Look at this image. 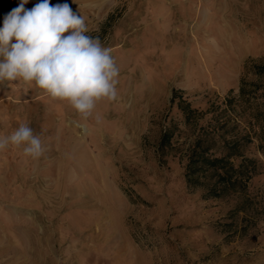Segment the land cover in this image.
Instances as JSON below:
<instances>
[{
	"label": "rangeland",
	"instance_id": "obj_1",
	"mask_svg": "<svg viewBox=\"0 0 264 264\" xmlns=\"http://www.w3.org/2000/svg\"><path fill=\"white\" fill-rule=\"evenodd\" d=\"M20 2L0 0V27ZM50 3H68L112 49L118 96L84 119L35 86L0 87V136L28 124L45 149L35 159L23 146L0 150V264H264L258 141L244 148L259 166L245 192L204 199L184 179L193 132L170 104L178 91L202 113L199 127L238 99L244 65L264 59V0Z\"/></svg>",
	"mask_w": 264,
	"mask_h": 264
},
{
	"label": "clouds",
	"instance_id": "obj_2",
	"mask_svg": "<svg viewBox=\"0 0 264 264\" xmlns=\"http://www.w3.org/2000/svg\"><path fill=\"white\" fill-rule=\"evenodd\" d=\"M27 3L21 0L0 27V87L35 86L51 99L67 102L84 119L98 101H115L120 69L112 49L87 34L84 17L68 3L40 0L26 9ZM9 145L23 146L24 154L34 159L45 151L28 124L0 136V150Z\"/></svg>",
	"mask_w": 264,
	"mask_h": 264
},
{
	"label": "trees",
	"instance_id": "obj_3",
	"mask_svg": "<svg viewBox=\"0 0 264 264\" xmlns=\"http://www.w3.org/2000/svg\"><path fill=\"white\" fill-rule=\"evenodd\" d=\"M249 75L257 80L248 81ZM262 79L264 59L246 62L238 99L225 98L224 109L215 111L210 120L199 127L198 118L202 113L178 96V91H172L170 104L177 101L176 106L183 116L184 124L193 132V138L184 153V179L189 188L201 189L204 199L225 198L245 192L248 181L258 172V162L245 157L244 148L254 138L264 153ZM229 112H244V115L231 118ZM175 129L176 126L170 124L162 131L156 146L160 156L171 148Z\"/></svg>",
	"mask_w": 264,
	"mask_h": 264
}]
</instances>
